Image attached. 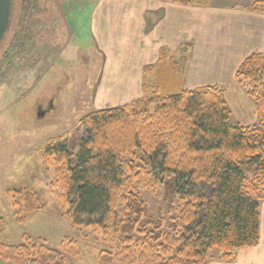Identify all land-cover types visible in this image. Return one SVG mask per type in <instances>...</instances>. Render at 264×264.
Wrapping results in <instances>:
<instances>
[{
  "label": "trees",
  "instance_id": "trees-1",
  "mask_svg": "<svg viewBox=\"0 0 264 264\" xmlns=\"http://www.w3.org/2000/svg\"><path fill=\"white\" fill-rule=\"evenodd\" d=\"M245 8L264 11V0ZM21 48L27 53L24 45ZM178 64L162 51L157 66L145 68L155 80L144 84L141 97L86 114L81 119L85 136L75 156L61 137L44 148L43 165L54 170L59 190L51 189V194L62 215L74 227L102 233L107 248L97 255V264L231 262L238 250L260 242L264 53L250 54L236 71L239 84L255 102L252 124L233 120L219 86H179ZM138 184L150 189L161 185L166 197L178 198L183 223H174V232L164 229V219L149 215ZM14 191L18 222L43 210L38 192ZM6 224L0 214V231ZM24 240L0 241V257L12 264H69L66 256L81 252L70 237L60 248L27 236ZM213 249L219 256L210 255Z\"/></svg>",
  "mask_w": 264,
  "mask_h": 264
},
{
  "label": "rangeland",
  "instance_id": "rangeland-1",
  "mask_svg": "<svg viewBox=\"0 0 264 264\" xmlns=\"http://www.w3.org/2000/svg\"><path fill=\"white\" fill-rule=\"evenodd\" d=\"M97 1L14 0L11 23L0 47V214L7 221L0 241L20 244L27 236L60 248L65 237L73 238L81 252L66 256L69 264H97V255L107 245L101 232L74 227L60 212L51 194L59 185L54 170L44 168V148L51 139L61 137L75 156L85 136L81 119L96 109L127 101L105 100L96 92L103 65L94 35ZM253 2L207 0L226 8H245ZM21 45L27 53L21 51ZM225 87L229 92L230 87ZM240 87L246 93L232 90L227 95L233 120L239 122L237 115L242 112L247 121L254 120V99L244 85ZM16 189L38 192L43 203L42 211L22 223L16 217ZM136 189L146 201L149 215L164 219L165 230L174 232V223H183L178 198L166 197L163 186L150 189L138 184ZM260 204V242L256 246L264 251V200ZM210 255L219 256L218 249ZM0 264L12 263L0 257Z\"/></svg>",
  "mask_w": 264,
  "mask_h": 264
},
{
  "label": "crops",
  "instance_id": "crops-1",
  "mask_svg": "<svg viewBox=\"0 0 264 264\" xmlns=\"http://www.w3.org/2000/svg\"><path fill=\"white\" fill-rule=\"evenodd\" d=\"M97 4L94 35L103 65L96 92L105 100L126 103L141 97L144 84L155 80L145 68L157 66L162 51L178 63L183 59L179 86H219L227 99L232 90L244 91L236 78L243 60L254 52L264 53V11L165 0H98ZM244 114L237 115L239 122H252ZM211 264H264V251L259 246L242 248L234 261L215 259Z\"/></svg>",
  "mask_w": 264,
  "mask_h": 264
},
{
  "label": "water",
  "instance_id": "water-1",
  "mask_svg": "<svg viewBox=\"0 0 264 264\" xmlns=\"http://www.w3.org/2000/svg\"><path fill=\"white\" fill-rule=\"evenodd\" d=\"M14 0H0V47L9 29Z\"/></svg>",
  "mask_w": 264,
  "mask_h": 264
}]
</instances>
